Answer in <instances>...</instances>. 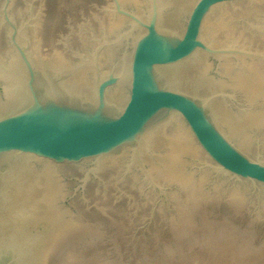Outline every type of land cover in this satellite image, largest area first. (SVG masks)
Masks as SVG:
<instances>
[{
  "label": "rangeland",
  "instance_id": "rangeland-1",
  "mask_svg": "<svg viewBox=\"0 0 264 264\" xmlns=\"http://www.w3.org/2000/svg\"><path fill=\"white\" fill-rule=\"evenodd\" d=\"M4 2L0 0V64L16 54L4 21ZM139 2L144 5L146 16L150 0ZM125 3L124 7L135 10V6ZM113 7L112 0H12L10 14L20 27L30 22L25 30L31 43L30 55L39 69H45L55 67L56 59L62 55L60 59L66 62L63 65L73 67L79 63L74 52L89 57L97 40L107 36L104 29L113 36L115 29L110 25L120 17L113 13ZM182 17L177 22L181 23L179 28L184 24L185 13ZM203 34L215 46H237L264 53V0L216 6L205 22ZM223 62L237 73L246 67L264 68V59L212 57L213 67L208 71L218 85L215 90L225 94L218 105L224 106L233 122L250 121L244 120L246 124L235 132L229 119L226 122L223 113L217 111L219 126L246 154L264 161V94L250 97L240 89L219 83L228 79L220 72ZM88 71L92 78V69ZM261 72L257 73L258 80L263 78L264 70ZM261 80L264 82V78ZM175 85L193 93L208 89L201 82H195L190 89L181 82ZM4 86L0 81V96ZM159 137H182L185 144L177 173L164 170L156 152L150 154L146 163L162 190L138 171L126 173L129 152L106 157L97 174L91 172L96 166L94 160L76 165L26 156L36 175L43 168H52L51 178L60 189L56 206L60 208L59 202L66 207L59 209L67 220L61 242L55 239L49 248L40 249L41 264H264V186L217 172L180 117L164 126ZM73 226L80 229L73 233L69 231ZM69 232L73 235L68 237Z\"/></svg>",
  "mask_w": 264,
  "mask_h": 264
},
{
  "label": "water",
  "instance_id": "water-1",
  "mask_svg": "<svg viewBox=\"0 0 264 264\" xmlns=\"http://www.w3.org/2000/svg\"><path fill=\"white\" fill-rule=\"evenodd\" d=\"M11 1L5 0L2 8L16 54L0 64V81L5 84L0 101L9 103L0 109V264H41L40 249L50 247L45 225H37L24 211L26 182L35 174L26 156L76 165L94 160L91 172L97 174L106 157L129 152L126 173L138 171L162 190L146 162L158 153L159 130L180 117L217 172L264 186V161L246 154L219 126L216 106L225 94L184 90L175 85L180 79L169 74L170 68L200 54L209 59H264V53L242 47L215 46L203 34L216 6L245 0H197L183 21V31L165 23L164 0H150L146 16L112 0L113 13L126 20L119 34L112 38L104 29L107 36L97 40L89 57L74 52L77 65L45 69H39L30 55L25 34L30 22L18 25L9 12ZM77 68L84 70L88 90L71 82ZM21 213L25 217H19Z\"/></svg>",
  "mask_w": 264,
  "mask_h": 264
},
{
  "label": "bare ground",
  "instance_id": "bare-ground-1",
  "mask_svg": "<svg viewBox=\"0 0 264 264\" xmlns=\"http://www.w3.org/2000/svg\"><path fill=\"white\" fill-rule=\"evenodd\" d=\"M196 1L197 0H165L164 1L165 5H166V12L164 14L165 23L170 27H173L175 29H179V30L183 31L184 24H183V26L181 25L182 27L180 26V28H179L178 25H180L181 23L177 24V22H178L180 17L184 16V13H185V16H187L189 14V12L191 11V9L194 6V4L196 3ZM125 2L130 3L131 6H135V10H138L137 11L138 13H140V14L144 13V11H145V10L143 11L144 5H142L141 2H139V0H123L124 4H126ZM59 8L60 7H58V9H57L58 11H59ZM58 11H56V13ZM58 13H60L59 15H61L60 11ZM47 14H48V12H47ZM47 14H45V16H47ZM47 17H46V19H48ZM42 19H40L41 22H43ZM56 19H60V18L58 17ZM185 19H186V17H185ZM108 21H107V23H108ZM125 21L126 20H124L123 18H120V17L115 18L114 22L112 21L113 24H111L110 27L112 26L111 28L117 30L120 27H122L123 24H125L124 23ZM49 22H50V17H49ZM179 22H181V21H179ZM45 28H44V30H46ZM115 30L114 31L112 30L114 32L113 36H117L115 34V32H116ZM108 31H109V29H108ZM45 32H47V31H45ZM109 33H110V31H109ZM44 34H46V33H44ZM51 35H53V34H51ZM113 36H111V37L113 38ZM0 40H2V39H0ZM62 57H63V55H62ZM62 57L59 56V58L56 59L55 66L56 67L58 66L57 68H60L62 66V62H65V59L64 60L60 59ZM53 62H55V60H53ZM226 62H228V61H226ZM223 63L220 65L222 67V71H220V72L222 75H225L226 77H228V79H221V80H219V83H221L222 85H225V86L237 88V90L240 89L243 93L249 94L250 97L254 94L255 95L261 94V93L264 94V82H263V80H261L264 78V72H263V78H259V80H258L259 76L257 77V73L260 75V74H262L261 70H264V68H261L262 66L257 68V66L255 67V66L251 65L257 70H259L261 68L259 71H257V73L255 72L256 70H253L254 69L253 67H252L253 69L251 67H246L244 69H241L237 73H234V72H232V69L228 68L226 66V64L225 63L223 64ZM211 67H213V66H211L210 59L208 58V56L205 54H200L197 57H195L194 59H192V60H190V61H188L182 65H178V66H175L173 68H170L169 74L171 76H173L174 78L178 77L184 86L190 87V86L194 85L195 82H201L205 87H208V90H215V88L218 87V85H215L216 82H214L215 81L214 77L209 75V73H208V71L210 70ZM263 67H264V65H263ZM62 74H64V73H62ZM84 76H85L84 70L77 68V69L73 70V72L70 76V80L75 86L81 87L82 90H88L91 87L89 86V82H87V78L85 79ZM87 86H89V87H87ZM6 105H9V103L0 101V109L4 108ZM217 107H218V111H221L223 113V115H224L223 117H225L224 120L226 119L225 121L228 122L227 119H229V121H230L229 126L235 132L237 130L239 131L240 129L243 128L242 127L243 123H245V122L249 123L250 122V121H248V119L247 120L241 119V120H237V121L233 122L234 119L230 118L231 115L230 116H228L229 114L227 115V111L224 108V106L218 105ZM251 117H252V115H251ZM249 119H251V118H249ZM244 120H245V122H244ZM255 120H257V119H255ZM162 130H163V128L161 130H159V132L157 133V138L155 141V149L157 151L159 150V152H160L159 154H156L157 161L159 160V163L162 165V168L164 170L167 169V172L177 173L178 172V163L180 161V154L184 150V148L182 146H185V144L181 141L182 137H181V140H180V138H178V139H176V138L175 139H173V138L164 139V137L163 138L159 137V133ZM174 134H175V132H174ZM51 169L48 167L43 168V171H41L39 174H37V175L36 174H30L28 176V181L26 182L27 193H26V195H24V197L26 198V200H24V202L26 201L25 204H27V207L24 205V211L26 214L30 213L29 216H31V218L36 219L35 222L37 225L42 224L43 226L45 225V227H43V228H47L45 243H51L55 239H56L57 243H60L61 241H59V238L61 240V237H62L61 234H63L64 227H66V225H64V223L67 220H65V218H64L65 216H63L60 213V210H59L60 208H58L56 206L57 200L55 201V198H57V196H59L60 189H58L59 185L57 184V182H55V179L51 178V176H52L51 175L52 174ZM23 194H25V193H23ZM20 209H21V207H20ZM19 217L23 218V217H25V215L21 213L19 215ZM67 226H69V225H67ZM78 226H76V227L73 226L72 229L67 227V229H70L69 231H72L74 233V231H76V229L77 230L80 229ZM67 229L65 231H67ZM81 231H79V232H81ZM73 233H70V232H69V234L67 233L68 237L72 236ZM68 237H66L67 240H69ZM63 240H66V239H63ZM66 241H64V242H66ZM57 246H58V244H57ZM54 250H56V249H54Z\"/></svg>",
  "mask_w": 264,
  "mask_h": 264
},
{
  "label": "flooded vegetation",
  "instance_id": "flooded-vegetation-1",
  "mask_svg": "<svg viewBox=\"0 0 264 264\" xmlns=\"http://www.w3.org/2000/svg\"><path fill=\"white\" fill-rule=\"evenodd\" d=\"M10 8H11V5H10V7H9V12H10ZM124 25V24H123ZM122 28H123V26L122 27H120L119 29H118V31H121L122 30ZM119 34V32H117V34L116 35H118Z\"/></svg>",
  "mask_w": 264,
  "mask_h": 264
}]
</instances>
